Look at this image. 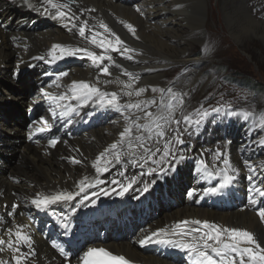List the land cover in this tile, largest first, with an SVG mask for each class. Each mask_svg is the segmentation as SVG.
<instances>
[{"label": "bare ground", "instance_id": "bare-ground-1", "mask_svg": "<svg viewBox=\"0 0 264 264\" xmlns=\"http://www.w3.org/2000/svg\"><path fill=\"white\" fill-rule=\"evenodd\" d=\"M218 1L226 29L240 48H244L245 42L254 41L259 31L264 41V0ZM29 4L32 5L31 8ZM73 4L71 11L75 14L95 9V12L87 13L90 24L103 21L129 47L142 53V56L135 57L138 63L118 60L117 54H111L125 71L138 76L140 83L133 91L141 87H155L162 91L172 89L184 97L185 114L189 113L192 106L186 103L187 97L199 88L202 82L201 76L189 71L188 75L181 76L173 84H169L165 83V70L182 62L189 66L195 64V60L192 59L194 46L204 44L205 33L209 28L207 25L211 17L210 0H73ZM137 7L141 9L140 14L135 11ZM38 8L44 14L37 11ZM83 19L85 17L82 16L81 20ZM62 23L51 18L42 0H0V25L3 26L0 27V39H2L0 40V101L9 99L8 102L0 104V218L5 220L0 228V238H4L7 242L5 228L11 230L14 226H25L27 231L23 234L32 238L37 253L28 264L61 263L58 262L55 253L46 248L41 233L37 231L33 221V215L37 211L30 205L25 206L26 203L40 194L74 192L79 180L84 177L94 178L95 173L90 165L113 143L118 142V137L125 126L123 117L118 113L109 126L91 130L79 140L66 147L61 145L47 156L44 155L43 149L25 143L27 125L24 119L26 110L32 106V95L36 93L35 88L39 83L40 74L37 73V69L25 76L14 75L15 72L23 69L31 57L45 56L53 45L88 47L97 55L103 54L99 49L84 45L75 34L69 33L62 27ZM125 23L137 29L138 41L131 39L130 34L123 27ZM100 31L102 33V30ZM103 35L109 38L107 34ZM72 59L76 62L70 78L66 80L68 85L86 82L108 92L124 91L123 88L110 82L118 76V69L110 68L112 77H99L101 83H97L99 69L92 68L87 59ZM107 63L105 61V64ZM119 79L128 82L127 77L119 76ZM5 80L17 81L20 84L8 87L4 85ZM29 80L30 84H27ZM105 82H109L108 87L104 86ZM152 98L160 97L146 93L140 99ZM122 102L128 101L125 99ZM23 115L25 116L22 117ZM217 127L221 131L220 134L213 130L210 137L205 135L204 140L201 138V132L191 130L197 134L193 145H189L185 140L183 147L174 148L187 159L175 165L176 171H170L162 176L142 177L144 183L151 182L150 191L142 198L137 199V192L132 190L123 198L94 197V201H88V203L95 202L96 207L93 208L100 209L108 217L110 225L113 228L118 227L117 233L121 232L120 239L113 238L111 232L108 234V245L106 244L108 248L126 254L133 261L150 264H181L153 256L149 248L147 246L141 248L139 242L155 231L171 229V226L185 220H197L216 224L222 228L227 226L246 230L257 238L261 247H264V222L256 215L257 210H264V199H261L260 203L258 201L257 207L250 206L247 180L250 174L248 164L258 169L264 167V150L253 149L255 140L248 137V127L241 124V121L235 120L231 125L221 123ZM135 134L134 129L133 135ZM219 135H221L220 140L217 141L220 143L217 146L212 140ZM188 136L184 134L183 138L187 139ZM76 149H79L78 153ZM216 152L224 153L238 173L234 186L224 191L232 202L220 212L199 206L197 205L199 198L189 199L186 195L190 190L203 193L217 186L219 181L205 178L200 167L203 161L210 174L220 172L221 167L216 163L220 158L214 156ZM242 152L246 157H242ZM6 154L12 155L15 162L8 165L10 157ZM112 155L113 153H109V157ZM73 158L80 163L77 165L68 163V160ZM121 159L122 165H117L107 175L99 178L103 180L112 178L113 173L122 166L127 169L129 177L141 171L138 164L132 167L128 162L129 157L122 156ZM105 163L106 161L102 160L100 166L103 167ZM145 166L151 167L148 164ZM158 170L162 171L163 168ZM103 187L108 188L111 185L105 184ZM97 191L100 189H89L83 195H92ZM154 192H157V195H154ZM80 199L77 197V201L72 203L76 204ZM13 204L19 207L12 217H8L4 205L10 208ZM62 205L72 207L68 204ZM84 206L86 205L81 207ZM90 215L94 216V213ZM12 239L15 240L14 237ZM101 245L100 241L93 240L84 252L98 249ZM9 254L5 251L0 255V259H7L11 264L12 257ZM82 257L81 255L80 258Z\"/></svg>", "mask_w": 264, "mask_h": 264}, {"label": "snow or ice", "instance_id": "snow-or-ice-1", "mask_svg": "<svg viewBox=\"0 0 264 264\" xmlns=\"http://www.w3.org/2000/svg\"><path fill=\"white\" fill-rule=\"evenodd\" d=\"M44 8L48 10L52 19L63 22L62 27L67 29L69 33L75 34L79 41L91 48L99 49L101 55L88 49V47H64L53 45L51 50L46 53L48 60L45 56L33 57L34 60L44 61L48 63H56L63 61L66 58L87 59L90 61V66L94 69H99L97 73V83H101L99 77H112L110 68L118 69V76L111 80L118 87L124 89L123 92H104L99 87L90 85L89 83H72L67 88V93L70 95H60L59 97L50 95L48 91H42L41 95L46 98L48 103L55 109L57 105L53 102H63L65 108L69 107L71 101H76L80 107L90 106L94 101L100 105H104L109 109L114 110L123 117L124 128L121 135L118 137V142L113 143L104 153L95 159L90 165L94 170L95 177H84L76 183V190L74 192L60 191L54 192L50 195L40 194L35 196L26 203L25 206L30 205L33 209L40 213L51 215L50 209L52 206L68 204L77 210L79 207L86 205L88 207H96V203H88L94 201L95 198L100 197H114L118 196L123 198L127 193L132 190L137 192V199L145 196L151 188V182L144 183L142 177H151L153 175L162 176L170 171H175V165L187 159L182 153L175 151L174 146L183 147L184 134L191 135L193 129H198L204 120L213 113L204 108H197L196 110L185 114V99L181 94L175 93L172 89L162 91L159 88H136L140 83L138 76L134 73L125 71L120 64L114 60L112 53L117 54L116 59L122 61H130L138 63L135 57L142 56V53L127 45L121 38L115 35L109 27L103 22L98 21L95 24H90L87 13L95 12V9H88L87 12L75 14L71 11L73 8V0H42ZM32 5L29 4V8ZM54 10V11H53ZM37 11H41L39 8ZM135 11L140 14L141 9L137 7ZM41 14H44L41 11ZM85 19L81 20V17ZM0 27H3L0 25ZM123 27L130 34L131 39L137 40V29L129 24H123ZM103 34H107V37ZM59 53V55H57ZM105 61L108 63L105 64ZM19 67V65H18ZM119 76L127 77L128 82H123ZM65 77H60L64 79ZM105 87L109 86V82L104 83ZM48 88L53 85L49 84ZM55 87L59 88L60 84L57 83ZM146 93H152L160 98L140 99ZM186 96V94H184ZM128 102H122L124 100ZM135 99V102H133ZM214 112L220 114L221 108H215ZM75 108H69L68 112H61L59 116L60 121L67 119L69 115L75 114ZM236 118L243 120L246 124L252 123V129L260 133L252 147L253 149L264 150V115L259 119L245 114L234 113ZM53 119H56V112H52ZM143 121V123H142ZM43 127L35 131V136H41L44 133L50 132L51 128L46 121H39ZM135 129V135L133 130ZM144 133V135H140ZM127 141V143H126ZM38 143V141H36ZM61 141L57 138H51L46 146L49 149H55ZM77 153L79 149L75 150ZM109 153H113L109 157ZM44 155H49L45 152ZM129 157V163L132 167L139 165L141 171L137 175L127 176V169L123 166L113 173L112 178L103 180L99 177L107 175L117 165H122L121 157ZM216 163L220 165L221 171L210 174L207 171V165L202 161L201 169L202 175L205 178H211L219 181L217 186L209 188L203 193L189 192L188 198L192 199L197 197L203 199L205 197H218L224 194V191L233 187L236 179L238 178L237 171L231 165L229 159L224 153L216 152L214 154ZM134 157V159H132ZM102 160L106 161L101 167ZM68 163L77 165L79 160L73 158L68 160ZM151 165L148 169H144V165ZM167 165V166H165ZM163 168L162 171L158 169ZM249 175L247 180L248 187V201L250 206L257 207L258 201L264 199V167H254L248 164ZM123 181V182H122ZM19 183V181H15ZM105 184L111 187H103ZM85 185H87L85 187ZM140 185V187H135ZM89 189H100L92 195L84 196L85 192ZM15 195V193H13ZM77 197L81 199L77 201ZM19 205L13 204L9 208L4 205L7 215L10 217L16 212ZM75 215V212L70 213ZM256 215L264 222V210H257ZM70 217L66 216L63 219L68 220ZM5 220L0 218V225H3ZM194 225L195 228H188L187 226ZM65 229L70 225L64 224ZM203 230V231H201ZM27 231L25 226H14L13 229H4V234L8 240L0 238V255L5 251L11 253V264H28L33 258L36 257L33 240L29 235H24ZM171 233L174 237H184L183 239L166 238ZM15 238L13 241L12 238ZM149 243L160 245L163 247L175 248L177 251L188 254L191 264H264V247H261L257 238L246 230L230 229L221 227L216 224L208 222H201L197 220H185L171 226V229L165 228L155 231L147 235L139 242L141 248L147 246ZM51 247L56 250L64 261H69L70 258L65 250L58 244L53 243ZM21 249H24L21 251ZM83 264H128L123 257L110 254L104 249H89L86 255L82 257ZM0 264H10L7 259H0Z\"/></svg>", "mask_w": 264, "mask_h": 264}, {"label": "rangeland", "instance_id": "rangeland-1", "mask_svg": "<svg viewBox=\"0 0 264 264\" xmlns=\"http://www.w3.org/2000/svg\"><path fill=\"white\" fill-rule=\"evenodd\" d=\"M209 5L211 14L207 25L209 28L205 33L204 44L194 46L192 59L195 60V64L189 66L182 62L167 67L165 83L173 84L181 76L188 75L190 71L197 76L200 75L202 82L197 80L201 82L199 88L187 97L186 103L192 106L189 113L193 109L202 107L213 113V116L208 117L214 118V122L223 120L230 122L234 117L233 114L242 110L259 119L261 115H264V41L261 33L259 31L254 41L245 42L244 48H240L235 38L226 29L220 2L210 0ZM18 84L20 83L17 81L5 80L4 85L9 87ZM27 84H30V80ZM8 101L9 99L1 100L0 104ZM215 108H221L222 112L216 114ZM250 123L252 129L253 122ZM220 132L217 133L220 134ZM256 133L257 138L260 137V133ZM212 141L217 146L220 143L216 138ZM6 155L10 157L8 165L15 162L12 155Z\"/></svg>", "mask_w": 264, "mask_h": 264}, {"label": "water", "instance_id": "water-1", "mask_svg": "<svg viewBox=\"0 0 264 264\" xmlns=\"http://www.w3.org/2000/svg\"><path fill=\"white\" fill-rule=\"evenodd\" d=\"M25 123L28 124L29 123V120H26Z\"/></svg>", "mask_w": 264, "mask_h": 264}, {"label": "trees", "instance_id": "trees-1", "mask_svg": "<svg viewBox=\"0 0 264 264\" xmlns=\"http://www.w3.org/2000/svg\"><path fill=\"white\" fill-rule=\"evenodd\" d=\"M26 88V87H25Z\"/></svg>", "mask_w": 264, "mask_h": 264}]
</instances>
